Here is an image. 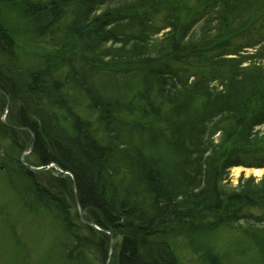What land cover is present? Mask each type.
Wrapping results in <instances>:
<instances>
[{"label": "trees", "instance_id": "obj_1", "mask_svg": "<svg viewBox=\"0 0 264 264\" xmlns=\"http://www.w3.org/2000/svg\"><path fill=\"white\" fill-rule=\"evenodd\" d=\"M171 2L36 0L25 7L33 15L39 32L46 34L73 5L71 40L88 57L98 62L109 60L101 63L102 70L113 80L121 77L122 95L131 91L139 104L151 106L150 113L159 114L156 119L163 120L167 131L164 147L175 158L169 174L141 153L133 157L135 174L149 198V211L125 198L118 202L119 196L108 184L107 177L112 176L105 150L92 137L88 121L74 112L76 102L69 92L87 102L96 114L108 136L109 152L118 146L119 115L114 109L119 101L104 97L93 86L92 77L77 69L69 72L63 85L45 77L40 69L28 72L27 82L20 84L16 79L14 41L0 25V54L5 58V64L0 65V106L1 110H8L6 124L0 122V136L23 151L31 149L26 159L28 171L22 173L20 165L18 170L29 181V191L38 207L51 206L69 228L72 243L67 246V255L97 249L104 264L111 239L118 237L121 243L118 250L111 252L109 264H178L164 241L165 234L177 231L178 224L187 219L199 223L202 216L212 215L211 229L230 219L229 211H233L234 205L243 208L264 202V180L233 193L222 184L223 174L232 167L264 168L263 156L245 164L254 150L264 155V135L258 138L254 133L255 127L264 125V110L250 112L255 95L242 89L236 73L230 77V70H225L234 65V60L228 58L232 54L220 53L226 47L221 35L227 28L232 6L226 9L229 4L223 0L207 1L190 23L181 24V7L176 0V6L168 8L166 4ZM146 7L149 10L141 11ZM165 7L171 14L163 19V27L155 30L150 9ZM101 8L104 9L99 12ZM211 24L216 25L211 28ZM166 29L169 32L159 38L158 33ZM196 59L210 63L220 82L218 87L207 83V75L195 73L190 79L182 70L167 68L169 63L188 64ZM77 60L74 58L73 63ZM66 66L71 69L72 63L67 61ZM152 95L155 101L149 99ZM126 107L128 111L134 109ZM145 108H141V114L151 117ZM60 123L69 126L70 132ZM149 132L152 137L157 136L154 130ZM216 133L223 136L214 144L212 137ZM237 141L245 146L237 148ZM50 164L62 173L46 170ZM31 167L39 170L31 171ZM77 206L101 232L90 226L86 229L88 237L74 231L69 211Z\"/></svg>", "mask_w": 264, "mask_h": 264}, {"label": "rangeland", "instance_id": "obj_2", "mask_svg": "<svg viewBox=\"0 0 264 264\" xmlns=\"http://www.w3.org/2000/svg\"><path fill=\"white\" fill-rule=\"evenodd\" d=\"M214 0H177L181 7V24L190 23L203 3ZM228 7L232 6L227 28L222 33L226 47L222 54L234 60L233 64L225 70L230 74L238 76L242 89L251 91L255 95L250 103V112L264 110V0H223ZM36 0H10L0 1V25L7 30L15 44L14 64L17 68L16 79L20 84L26 83L27 73L40 69L41 73L56 82L67 83L69 72L77 71L88 78L94 87H98L100 93L108 99L119 101L114 111L118 116V146L109 152L108 136L99 123L95 113L91 112L87 102L74 96L73 109L81 118L88 121L92 137L99 147L104 148L107 163L110 164V176L107 177L109 188L116 192L119 198H125L138 205L143 210L149 211V198L143 184L135 174L134 155L138 152L145 158L151 159L162 172L169 174V169L175 161L174 155L164 147V135L167 133L163 120H158V115L150 113L151 106L146 103H138L136 95L128 91L123 96V81L121 77L113 80L109 74L102 69L103 60L98 62L93 57H88L86 52L74 40H71L70 22L72 21L74 6H69L59 24L46 30V34L40 33L36 28L33 15L25 10L29 3ZM176 0L166 4L176 6ZM226 5V6H227ZM149 7L144 8V11ZM104 8L99 9L101 12ZM153 12L151 18L155 30L163 27V19L171 13L168 9ZM136 11V10H135ZM155 11V12H154ZM200 13V10L197 12ZM217 21V18H211ZM201 22L197 25L199 26ZM216 24H211L214 28ZM199 28V27H197ZM169 29L160 31V38ZM212 32V31H210ZM71 41V43L67 41ZM241 47L243 49H241ZM259 51V53H257ZM236 52V53H235ZM48 53V54H46ZM79 59L73 63V59ZM67 61L72 63L70 69L66 66ZM5 64V58L0 54V65ZM112 67V66H111ZM169 70H182L183 75L190 76L195 73L207 75V83L218 87L214 70L210 63L196 59L188 64L176 65L169 63ZM234 72V73H233ZM214 74V75H212ZM52 82V81H51ZM70 83V81H69ZM255 92V93H254ZM77 98V99H76ZM135 98V99H133ZM152 95L149 99H154ZM155 101V99L153 100ZM126 105L134 109L126 110ZM2 106V105H1ZM0 106V122L6 124L8 110ZM146 107V108H145ZM141 108H145L151 117L145 118L141 114ZM164 110V109H163ZM165 111V110H164ZM144 112V110L142 111ZM163 114V112L161 111ZM143 124L146 127H139ZM60 126L70 132L69 126L60 123ZM145 128V130H144ZM155 131L157 136L152 137ZM147 131V132H146ZM163 132V134H160ZM258 138L264 135V125L254 128ZM223 133H216L213 143H219ZM115 137V136H114ZM113 137V138H114ZM252 140V138H250ZM256 139V137L254 138ZM164 142V143H163ZM232 142H229V146ZM107 146V147H106ZM236 146V145H235ZM242 141H237V148L244 147ZM252 146V145H251ZM256 144L253 145V148ZM108 150V152L106 151ZM31 150L23 149L13 145L11 140L0 136V264H103L100 253L96 250L83 252H71L68 254L67 246L72 243L71 233L67 225H63L56 210L51 206L38 207L32 199L30 183L22 174L25 173ZM262 153V152H261ZM254 150L249 156V162L258 161L259 157ZM246 159L245 162L248 161ZM25 162V163H24ZM157 163V164H156ZM19 165L22 173L19 172ZM50 164L49 169L53 168ZM47 167V168H48ZM32 169V168H31ZM31 171H38L36 168ZM264 180V168L232 167L223 174V186L227 192H237L240 188H252ZM151 208V206H150ZM229 211V220L217 227L212 226V215H204L202 221L184 220L176 224L177 231L165 234L164 241L169 245L178 264H264V202L256 206L237 207ZM76 209V210H75ZM70 220L74 231H80L83 236L88 237L87 227H93L96 232L101 230L91 225L86 220L82 211L75 207L69 211ZM215 216V215H214ZM170 230V228H169ZM74 231L72 233H74ZM112 238V237H111ZM120 238L111 239L109 245L108 259L104 264H109V256L113 250H118Z\"/></svg>", "mask_w": 264, "mask_h": 264}]
</instances>
